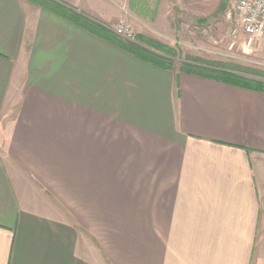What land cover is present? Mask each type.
I'll return each instance as SVG.
<instances>
[{"label": "crops", "instance_id": "crops-1", "mask_svg": "<svg viewBox=\"0 0 264 264\" xmlns=\"http://www.w3.org/2000/svg\"><path fill=\"white\" fill-rule=\"evenodd\" d=\"M53 1L148 38L203 12ZM0 264H264V92L0 0Z\"/></svg>", "mask_w": 264, "mask_h": 264}, {"label": "trees", "instance_id": "trees-1", "mask_svg": "<svg viewBox=\"0 0 264 264\" xmlns=\"http://www.w3.org/2000/svg\"><path fill=\"white\" fill-rule=\"evenodd\" d=\"M43 7L59 13L83 28L89 30L100 38H103L125 51L156 66L172 69L174 58L178 55L176 50L158 40L145 36H137L146 48L134 41H128L115 34V32L88 17L70 10L53 0H32ZM179 70L197 76L215 79L229 85L239 86L247 89L264 92V71L250 67H244L221 61L205 60L199 57L187 56L180 62Z\"/></svg>", "mask_w": 264, "mask_h": 264}, {"label": "rangeland", "instance_id": "rangeland-1", "mask_svg": "<svg viewBox=\"0 0 264 264\" xmlns=\"http://www.w3.org/2000/svg\"><path fill=\"white\" fill-rule=\"evenodd\" d=\"M185 2L192 3L194 9H202L203 12L199 14L187 12L186 18L181 19L174 31L158 33L154 37H150L176 50L178 55L174 58V67L179 68L181 61L185 60L187 56H193L264 71L262 64L264 49L260 48L253 52L250 55V61L235 60L225 56L228 39L226 31L230 24L226 18L227 0H185ZM137 36L136 34L134 42L151 49L146 44L140 43Z\"/></svg>", "mask_w": 264, "mask_h": 264}, {"label": "built area", "instance_id": "built-area-1", "mask_svg": "<svg viewBox=\"0 0 264 264\" xmlns=\"http://www.w3.org/2000/svg\"><path fill=\"white\" fill-rule=\"evenodd\" d=\"M227 5L226 18L230 24L224 54L231 59L250 61L253 52L264 49V0H227ZM113 31L125 40H136L134 28L124 20L115 23Z\"/></svg>", "mask_w": 264, "mask_h": 264}]
</instances>
